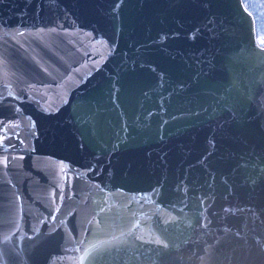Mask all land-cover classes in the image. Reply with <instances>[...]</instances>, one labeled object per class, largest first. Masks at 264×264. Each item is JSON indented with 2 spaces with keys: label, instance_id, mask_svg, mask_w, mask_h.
Listing matches in <instances>:
<instances>
[{
  "label": "water",
  "instance_id": "obj_1",
  "mask_svg": "<svg viewBox=\"0 0 264 264\" xmlns=\"http://www.w3.org/2000/svg\"><path fill=\"white\" fill-rule=\"evenodd\" d=\"M0 264H264L243 0H0Z\"/></svg>",
  "mask_w": 264,
  "mask_h": 264
},
{
  "label": "rangeland",
  "instance_id": "obj_2",
  "mask_svg": "<svg viewBox=\"0 0 264 264\" xmlns=\"http://www.w3.org/2000/svg\"><path fill=\"white\" fill-rule=\"evenodd\" d=\"M244 4L250 10L255 18H257L256 35L258 42H264V0H245Z\"/></svg>",
  "mask_w": 264,
  "mask_h": 264
},
{
  "label": "trees",
  "instance_id": "obj_3",
  "mask_svg": "<svg viewBox=\"0 0 264 264\" xmlns=\"http://www.w3.org/2000/svg\"><path fill=\"white\" fill-rule=\"evenodd\" d=\"M243 1H245V0H243ZM254 17H255V16H254ZM255 22H256V27H257V23H258L257 18H255Z\"/></svg>",
  "mask_w": 264,
  "mask_h": 264
},
{
  "label": "snow or ice",
  "instance_id": "obj_4",
  "mask_svg": "<svg viewBox=\"0 0 264 264\" xmlns=\"http://www.w3.org/2000/svg\"><path fill=\"white\" fill-rule=\"evenodd\" d=\"M262 42H264V41H262Z\"/></svg>",
  "mask_w": 264,
  "mask_h": 264
}]
</instances>
